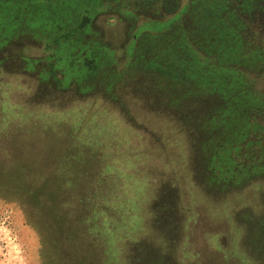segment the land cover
Wrapping results in <instances>:
<instances>
[{"label": "rangeland", "instance_id": "374dc122", "mask_svg": "<svg viewBox=\"0 0 264 264\" xmlns=\"http://www.w3.org/2000/svg\"><path fill=\"white\" fill-rule=\"evenodd\" d=\"M263 10L0 0V264H264Z\"/></svg>", "mask_w": 264, "mask_h": 264}, {"label": "flooded vegetation", "instance_id": "af4514ba", "mask_svg": "<svg viewBox=\"0 0 264 264\" xmlns=\"http://www.w3.org/2000/svg\"><path fill=\"white\" fill-rule=\"evenodd\" d=\"M45 10L48 13V10H49L48 5H45ZM89 21H90V18L88 16L82 15L78 25L76 27H74L72 29V31H70V33H65V34L56 36V40L54 41L55 43H58V41H60V40H62L63 42L65 41V43L59 47L64 51L63 54H67V56L64 55L63 58H62V56H58L56 52H55L56 55L54 53H52L50 46H49V43H45L44 48H45V52L47 55L45 57V61L48 62V65H49L48 76H50L56 84L61 85L63 83L62 79L59 77V74L62 72L61 71L62 67H65L67 65L68 59L70 60L68 63V66L71 68L73 66L78 65L80 58H81V56H80V58L77 56H74V53H73L74 50L70 47V46H72V43L67 42V39L70 37H73V35L76 33L83 35L85 32V29H86V25H88ZM44 25L46 26V24H44ZM3 29H4V27L1 26L0 30L2 31ZM58 29H60V27H58ZM2 48H3V44L0 43V49H2ZM82 62H83L82 66H86L87 69L90 71V73H86V75H85L86 77H84V78L94 77L95 76L94 63L96 61L94 59L90 61L87 58H83ZM91 75H93V76H91Z\"/></svg>", "mask_w": 264, "mask_h": 264}, {"label": "trees", "instance_id": "16d2710c", "mask_svg": "<svg viewBox=\"0 0 264 264\" xmlns=\"http://www.w3.org/2000/svg\"><path fill=\"white\" fill-rule=\"evenodd\" d=\"M50 0H48V2H49ZM264 11V10H263ZM264 13V12H263ZM264 20V19H263ZM264 22V21H263ZM263 26H264V23H263ZM163 27V25H161V24H151L150 26H149V28H152V29H155V30H157V29H160V28H162ZM46 196V195H45ZM36 196V195H34L33 197H31L30 198V200H31V202H34V203H38V209H40V210H45V209H47V211H48V196ZM46 201V202H45ZM42 203V204H41Z\"/></svg>", "mask_w": 264, "mask_h": 264}]
</instances>
